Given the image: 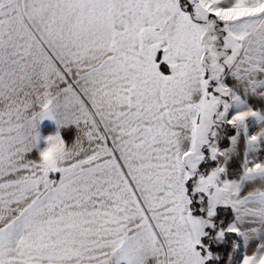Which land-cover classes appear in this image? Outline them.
<instances>
[{"label":"snow or ice","instance_id":"6c2138e0","mask_svg":"<svg viewBox=\"0 0 264 264\" xmlns=\"http://www.w3.org/2000/svg\"><path fill=\"white\" fill-rule=\"evenodd\" d=\"M0 264H264V0H0Z\"/></svg>","mask_w":264,"mask_h":264}]
</instances>
